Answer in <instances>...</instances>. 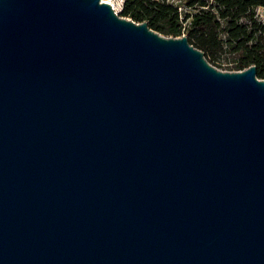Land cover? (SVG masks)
I'll return each mask as SVG.
<instances>
[{
  "label": "water",
  "instance_id": "obj_1",
  "mask_svg": "<svg viewBox=\"0 0 264 264\" xmlns=\"http://www.w3.org/2000/svg\"><path fill=\"white\" fill-rule=\"evenodd\" d=\"M0 264H264V79L100 0H0Z\"/></svg>",
  "mask_w": 264,
  "mask_h": 264
},
{
  "label": "trees",
  "instance_id": "obj_2",
  "mask_svg": "<svg viewBox=\"0 0 264 264\" xmlns=\"http://www.w3.org/2000/svg\"><path fill=\"white\" fill-rule=\"evenodd\" d=\"M257 7H264V0H183L177 5L125 0L119 16L146 22L165 37L185 35L218 69L240 71L254 65L257 78L264 79V21L255 16Z\"/></svg>",
  "mask_w": 264,
  "mask_h": 264
},
{
  "label": "built area",
  "instance_id": "obj_3",
  "mask_svg": "<svg viewBox=\"0 0 264 264\" xmlns=\"http://www.w3.org/2000/svg\"><path fill=\"white\" fill-rule=\"evenodd\" d=\"M100 1L101 2L108 3L111 6V8L114 11V13L115 14H118V15L122 11L123 6H124V2H125V0H100ZM260 8L261 7H258V10L257 11H259ZM257 15L263 16V14L262 13H259V12L258 13L257 12L255 13V16L256 17H257Z\"/></svg>",
  "mask_w": 264,
  "mask_h": 264
},
{
  "label": "rangeland",
  "instance_id": "obj_4",
  "mask_svg": "<svg viewBox=\"0 0 264 264\" xmlns=\"http://www.w3.org/2000/svg\"><path fill=\"white\" fill-rule=\"evenodd\" d=\"M169 2H171L172 4H174V5H177V4H182L183 3V0H168ZM182 10H187V11H191L192 9H189V8H187V7H182ZM258 10V7L255 9V13L257 12H259V13H262L263 14V16H260V15H257V18H258V20L259 21H264V7H261L260 9H259V11H257ZM184 11V12H185ZM222 70V69H221ZM223 71H228V70H223Z\"/></svg>",
  "mask_w": 264,
  "mask_h": 264
}]
</instances>
